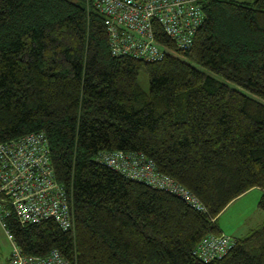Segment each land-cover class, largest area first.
Instances as JSON below:
<instances>
[{
	"label": "trees",
	"instance_id": "16d2710c",
	"mask_svg": "<svg viewBox=\"0 0 264 264\" xmlns=\"http://www.w3.org/2000/svg\"><path fill=\"white\" fill-rule=\"evenodd\" d=\"M203 8L192 46L161 37L173 51L150 61L112 54L96 0H0V141L44 131L73 209L67 230L9 217L24 254L57 249L71 264H264V221L233 236L222 256L194 252L223 233L218 217L233 200L264 190V0ZM116 150L144 153L207 210L97 160ZM258 204L264 211V191Z\"/></svg>",
	"mask_w": 264,
	"mask_h": 264
},
{
	"label": "built area",
	"instance_id": "2783aa9c",
	"mask_svg": "<svg viewBox=\"0 0 264 264\" xmlns=\"http://www.w3.org/2000/svg\"><path fill=\"white\" fill-rule=\"evenodd\" d=\"M208 1L96 0V4L106 16L112 54L152 61L173 51L169 44L160 41L161 37L168 38L178 49L192 46L196 31L205 20L203 6ZM97 160L130 178L178 194L198 210H207L188 188L161 174L154 160L144 153L106 151ZM11 216L22 224L54 219L64 230L73 225L69 193L56 178L44 131L0 141V222L13 245L10 264H71L57 249L43 256L24 254L9 229ZM233 244L231 235L208 234L194 252L209 261L226 254Z\"/></svg>",
	"mask_w": 264,
	"mask_h": 264
},
{
	"label": "rangeland",
	"instance_id": "374dc122",
	"mask_svg": "<svg viewBox=\"0 0 264 264\" xmlns=\"http://www.w3.org/2000/svg\"><path fill=\"white\" fill-rule=\"evenodd\" d=\"M217 76L224 79L220 75ZM139 82L144 89L149 90V77L146 72L143 71L140 73ZM227 82L232 86L240 88L244 92L255 96L249 90H246L231 81ZM262 194L263 193L260 189H255L246 196H242L232 206L228 205L222 211L218 217V221L224 230H226L227 235L245 236L251 229L257 228L263 223L264 211L260 209L258 204ZM12 248V242L8 237L6 229L0 222V264H10L9 257Z\"/></svg>",
	"mask_w": 264,
	"mask_h": 264
},
{
	"label": "crops",
	"instance_id": "0c3cea01",
	"mask_svg": "<svg viewBox=\"0 0 264 264\" xmlns=\"http://www.w3.org/2000/svg\"><path fill=\"white\" fill-rule=\"evenodd\" d=\"M255 189H260V191H262V193H263V191H264L262 188L255 187V188H253V189L247 191L246 193L242 194L240 197L236 198L235 200H233L229 205L232 206V205H233L235 202H237V200L240 199L242 196H246L247 194H249L250 192H252V191L255 190ZM259 194H260V193H259ZM258 197H259V195H258ZM218 220H219V219H218ZM218 223H219V221H218ZM219 226H220V228H221V231H222L223 233L227 234V233H226V230H224V228L221 226L220 223H219ZM228 235H231V234H228ZM231 236H233V235H231ZM235 237H236V236H235ZM238 237H239V236H238Z\"/></svg>",
	"mask_w": 264,
	"mask_h": 264
}]
</instances>
